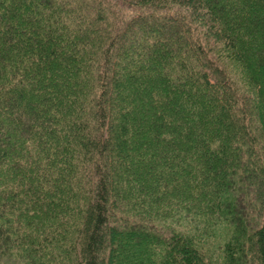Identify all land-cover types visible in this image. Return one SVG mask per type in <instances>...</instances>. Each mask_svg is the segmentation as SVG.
<instances>
[{
	"label": "trees",
	"instance_id": "16d2710c",
	"mask_svg": "<svg viewBox=\"0 0 264 264\" xmlns=\"http://www.w3.org/2000/svg\"><path fill=\"white\" fill-rule=\"evenodd\" d=\"M0 264H264V0H0Z\"/></svg>",
	"mask_w": 264,
	"mask_h": 264
}]
</instances>
